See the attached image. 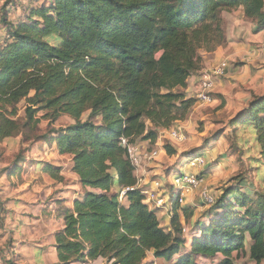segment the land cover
<instances>
[{
  "label": "trees",
  "instance_id": "obj_1",
  "mask_svg": "<svg viewBox=\"0 0 264 264\" xmlns=\"http://www.w3.org/2000/svg\"><path fill=\"white\" fill-rule=\"evenodd\" d=\"M18 1L34 2L9 4ZM44 2L7 28L0 47V141L19 134L32 141L41 112L53 123L63 116L75 121L47 142L58 155L72 158V173L85 190L72 207H61L65 226L55 234L58 264H143L149 253L163 261L179 256L177 264L220 256L217 264H236L234 254L249 243L251 261L262 264L264 195L253 199L228 190L189 243L178 206L165 230L145 204L121 139L155 144L159 131L184 122L195 100L177 90H186L202 69L200 51L212 53L224 44L219 14L241 9L264 30V0ZM22 101L28 106L21 124ZM246 114L236 123L254 125L264 158V97L255 98ZM44 170L51 177L60 173L52 165Z\"/></svg>",
  "mask_w": 264,
  "mask_h": 264
},
{
  "label": "rangeland",
  "instance_id": "obj_2",
  "mask_svg": "<svg viewBox=\"0 0 264 264\" xmlns=\"http://www.w3.org/2000/svg\"><path fill=\"white\" fill-rule=\"evenodd\" d=\"M33 1L31 5L30 2L9 4L10 0H0L3 38L10 25L30 15L31 7L46 4L44 0ZM219 15L223 20L225 42L215 52L200 51L202 69L194 73L199 78L202 73H213L223 67V74L214 79L212 102L198 101L193 89L187 93L177 90L195 100L187 119L171 129L159 131L155 144H138L149 181L144 187H149L156 199L164 201V211L159 216L162 227L170 230L175 206H178L183 238L189 243L199 233V224L212 218V209L228 190L239 189L241 195L253 199L264 195L262 145L253 124L239 123L245 119L253 100L264 97V51L253 42L252 25L257 26L256 22L247 19L241 9L222 11ZM195 88L198 90V86ZM27 106L26 101L18 106L17 118L21 124L25 122ZM44 115L41 112L37 116L41 121L32 141L25 142L22 134L0 141V264H58L52 233L64 223L61 207H71L73 200L83 195L84 190L71 170L72 158L58 155L57 149L47 143L55 131L74 125L75 121L63 116L53 123ZM87 119L88 114H85L82 121ZM173 133H178L182 139L175 138ZM168 147L176 151L175 156L168 154ZM154 152L157 156L152 157ZM195 153L205 157L204 165H191L188 160ZM46 165L59 168V175L51 177L45 173ZM17 167L19 171L14 170ZM180 173L203 180L202 186L186 190L182 204L173 201L175 178ZM142 174L139 173L140 179ZM204 191L212 197V203L204 200ZM152 210L156 212L153 204ZM189 250L185 253L189 254ZM234 256L236 264H255L250 259L249 246ZM220 259L221 256L197 257L195 263L217 264ZM178 260L179 256L171 261L157 260L149 253L143 264H177Z\"/></svg>",
  "mask_w": 264,
  "mask_h": 264
},
{
  "label": "built area",
  "instance_id": "obj_3",
  "mask_svg": "<svg viewBox=\"0 0 264 264\" xmlns=\"http://www.w3.org/2000/svg\"><path fill=\"white\" fill-rule=\"evenodd\" d=\"M2 35L0 34V47L2 46L3 39ZM224 70L223 67L220 69L215 70L213 73H202L198 78V90H197V99L203 103H211L212 102V90L214 87V79L219 78L223 74ZM173 136L177 139H182L178 133H173ZM121 146L125 149L127 153V157L134 167L135 176L138 180V188L140 181L139 173L142 172V176L145 174L144 167H145V160L141 155V146L138 144L131 143L128 139L122 138L121 139ZM157 156V152H154L152 157ZM151 157V158H152ZM150 158V160H151ZM203 155L196 154L192 156L188 161L191 163L192 166H201L204 165ZM203 180L199 176H191L187 174H178L175 178V189L173 195V201L179 202L180 204L183 203V199L185 198V192L189 189H194L202 186ZM140 190V189H139ZM124 194V193H123ZM142 194L145 196V204H147L152 209V204L155 206L156 211L162 210L164 208V201L161 199H156L153 194L150 192L142 191ZM203 198L205 201L210 203L213 202V199L210 195L207 194V191L203 192ZM100 261H93L88 260L85 261L83 264H99Z\"/></svg>",
  "mask_w": 264,
  "mask_h": 264
},
{
  "label": "crops",
  "instance_id": "obj_4",
  "mask_svg": "<svg viewBox=\"0 0 264 264\" xmlns=\"http://www.w3.org/2000/svg\"><path fill=\"white\" fill-rule=\"evenodd\" d=\"M242 11V10H241ZM252 27H253V32L255 33V37H254V40H253V42H255V43H257V45H258V49H263V51H264V30H259L258 29V27L257 26H255V25H252ZM195 86H198V78H196V76L195 75H193L189 80H188V87H187V89L185 90V92L187 93V91H190L189 89H193V90H195V92H197V89L195 88ZM192 90V91H193ZM71 170H72V168H71ZM143 178H142V180L140 181V184H139V189L141 190V191H144V192H149V187H144V185H146V184H148V179L146 178V172H145V174L142 176ZM76 178L78 179V177L76 176ZM146 179V180H145ZM79 181V180H78ZM143 182V184L141 185V183ZM84 190V189H83ZM83 193V195L85 194V190L82 192ZM74 201V200H73ZM125 204H127V202L125 201L124 202ZM72 207V206H71ZM149 207V206H148ZM150 208V207H149ZM150 210H152L151 208H150ZM152 211H154V210H152ZM163 211L164 210H157L155 213H156V215L158 216V218H159V220L161 221V219H160V214H163ZM64 221V220H63ZM64 226H65V222L63 223V225L61 226V228H59V229H57V230H55V232L54 233H52V240H53V242H52V247H53V249H54V251H55V253H56V250H55V234L58 232V231H60V230H62L63 228H64ZM249 250H250V243H249ZM247 246V247H248ZM247 247H246V249H247ZM245 249V250H246ZM56 257H57V254H56Z\"/></svg>",
  "mask_w": 264,
  "mask_h": 264
}]
</instances>
